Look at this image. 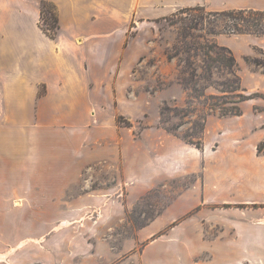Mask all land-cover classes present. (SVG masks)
Segmentation results:
<instances>
[{
    "label": "crops",
    "instance_id": "crops-1",
    "mask_svg": "<svg viewBox=\"0 0 264 264\" xmlns=\"http://www.w3.org/2000/svg\"><path fill=\"white\" fill-rule=\"evenodd\" d=\"M42 2L56 8L58 27L53 36L41 25ZM195 6H204L210 11L264 9V0H0V184L25 182L23 154L30 152L28 165L32 166L33 173L28 183L40 184V189L24 194L23 188L17 186L12 196L19 199V195H26L30 200L40 201L43 207L31 208L32 215L47 214L69 221L70 225L75 223L39 232V229L26 228L25 222L29 224L34 219H9L12 215H29L23 205L0 207V264H89L90 261L99 264L109 259L110 244L99 235L102 229L95 227L90 232L79 233L78 223L85 220L83 215L93 213V208L98 206L101 216L111 218L119 214L122 191H127L129 205L130 200L159 183L179 177L186 163H191L192 157L187 152L198 163L201 154L205 166L203 176L195 179L191 187L138 231V235L160 232L145 244L142 257L149 247L163 239L161 231L168 223L177 219L173 216L163 220L162 216L166 211L179 209L182 198L193 190L200 198L194 204L201 214L196 224L199 241L209 242L213 247L209 256L195 264H264L262 218L255 223L240 221L220 227L208 219L211 203L219 198L225 201L234 183L230 179L226 182L219 174L220 169L226 164L242 173L248 167L242 154L244 147H258L264 142V72L256 74V85L251 88L256 98L239 102L241 113L229 117L231 127L214 151L219 152L218 162L217 158L210 159V147H203L201 151L184 147L168 137L153 119L136 136L132 131L134 126L128 121L137 119L131 116L135 101H130L131 106L121 104L119 73L129 69L135 57L145 50L135 45L137 39H144L142 33L138 30L129 35V24L136 21V29H140L174 9ZM241 35L238 41L221 35L216 40L233 55L241 52L247 56L257 46L264 56V35ZM239 77L249 89L248 79ZM248 101L252 103L247 105ZM249 114L257 118L255 131L234 126V118ZM118 117L127 118L125 126L133 137L125 139L117 135L121 123ZM105 120L109 121L106 125ZM105 134L112 139L117 135L122 146H96ZM238 137L243 144L236 143ZM223 153L235 159L222 162ZM261 157L264 160V154ZM110 159L121 162V178L115 177L110 185L97 188L90 186L92 178L84 179L83 193L72 196L69 188L80 181L87 167ZM235 180L239 181L240 188L242 183H247ZM8 200L6 188L0 187V205ZM206 225L214 228V238L204 234ZM223 239L230 246L243 249L244 255L233 258L229 252L217 255L215 243Z\"/></svg>",
    "mask_w": 264,
    "mask_h": 264
},
{
    "label": "rangeland",
    "instance_id": "rangeland-1",
    "mask_svg": "<svg viewBox=\"0 0 264 264\" xmlns=\"http://www.w3.org/2000/svg\"><path fill=\"white\" fill-rule=\"evenodd\" d=\"M195 7L193 9H189V7L174 9L166 16L158 18L152 23H146L140 29H136V21L129 24V35L133 36L138 30H140V34L142 33L144 39H137L135 45H140L145 50L144 54L135 57L129 69L119 73L120 100L124 106H131L130 101H135L134 112L131 116H137V119L133 117L128 121L134 126L132 131L136 136L140 134L142 126L148 120L153 119L155 124L164 129L168 137L176 139L184 147H193L199 151L203 147H210L212 155L210 159L217 158L218 162L220 157L216 155H219V152L214 151L217 150L224 134L227 133V128L231 127V122H228L229 117L234 115L231 113L223 115L220 107L229 108L239 105V102L234 104L232 101L241 99L242 95L252 93L251 96L256 98L257 95L253 94L254 90L251 88L256 85V74L264 72V56L257 46H253L250 54L247 55L248 60H245L243 53H234L238 61L236 73L248 79L249 89L241 78L240 88L237 91L222 92L221 89L229 90L236 85V77L228 73L223 67L219 66L218 68L217 65L219 64H214L211 61L216 54L213 50L209 51L207 46L213 42L217 43L216 36L218 35L230 37L236 41L240 40L242 35L233 33L213 35L210 33L211 29L219 30L222 21L209 14L208 8L204 6ZM44 18L46 16L41 19V25L46 28L47 24ZM217 44L221 45L220 43ZM206 52L207 54H205ZM225 54L227 53L225 52ZM206 64L210 65L208 70H206ZM223 94L225 96L220 98H211V95ZM213 103L219 104L214 105ZM251 103V101L246 102L247 105ZM162 107L164 110L161 113ZM254 112L256 113V110ZM120 118L118 122L121 123H119L117 135L125 137V139L130 136L133 137L132 134L129 135L130 131L125 126L127 118H125L126 120ZM234 119L233 123L236 128H243L248 132L256 130L257 118L254 114ZM107 122L109 121L105 120L104 125L108 124ZM117 135L112 139L105 134L96 142V146H122ZM186 139L193 142L199 140L201 141L200 146L197 147ZM249 142L248 144H251ZM236 143H242L239 137ZM243 150V158L244 161H247L248 167L242 173L230 169L228 164L227 167L225 164L221 169L219 168L221 171L219 174L223 175V179L226 182L229 179L234 180V186L233 184L230 185L225 201L222 202L224 200L222 198L216 199L209 207L211 214L208 219L217 227L222 224L239 223L240 221L255 223L261 218L264 222V160L261 157L264 154V142L259 143L258 147H244ZM224 155V153L221 155L222 162L235 159L232 156L229 157L228 153L226 156ZM23 156L25 182L19 185L14 183L0 184V187L6 188L9 198L7 203H2L0 207H9L11 204L12 206L23 205L28 209L26 212L29 215H12L9 216V219L14 221L34 219L32 223L25 222L26 228L39 229V232H45L50 228L58 229L59 226L66 224L69 227L75 225V223L70 225L69 221H62L64 219L47 214L32 215L31 208L43 207L40 201L30 200L26 195H19V199L15 195L12 196L17 186L23 188L24 194H30L40 189V184L28 183L30 180L28 177L32 176L33 173L32 166H29L31 153L24 151ZM187 156L192 157L191 163H186L182 175L159 183L140 197L130 200L129 205L127 204V191H122L119 196V214H115L114 217L101 216L99 206L93 208V213H96L95 217H93V213L83 215L85 220L78 223L80 224L79 233H87V231L90 232L98 227L102 229L99 235L107 238L110 244L109 259L105 258L99 264H115L117 262L120 264H195V262L210 255V251H213L211 243L199 241L196 224L201 218V214L197 212L198 205L194 206V204L200 198L197 192L192 190L182 198L179 209L166 211V214L162 216L163 220H169L173 216H177V219L168 223L166 229L161 231L164 235L163 239L149 247L142 257L145 244L158 236L160 232L152 235L150 233L138 235V231L156 214L160 213L166 205H171L174 199L185 189L191 187L195 179H201L203 176L205 166L201 154L199 163L196 162V158L190 152H187ZM115 160H103L87 167L80 181L69 188L72 196L83 193L84 179L92 178L90 186L97 188L110 185L115 177L121 178L123 176L121 162ZM210 162H214V160H210ZM217 173L216 175H218ZM235 179H241L247 183H242V188H240L238 186L239 181ZM182 209H184L183 214ZM62 222L66 223L62 224ZM205 228L204 234L207 238L212 239L215 234L214 228H208V225ZM74 231L78 232V229ZM217 233L218 231H216ZM225 241L223 239L221 242L215 243L214 248L217 255L224 252H229V256L232 258L244 255L243 249L241 250L235 245L230 246L231 244L229 243V245L228 241L226 243ZM251 250L254 252L255 249ZM89 264L92 262L90 261Z\"/></svg>",
    "mask_w": 264,
    "mask_h": 264
},
{
    "label": "trees",
    "instance_id": "trees-1",
    "mask_svg": "<svg viewBox=\"0 0 264 264\" xmlns=\"http://www.w3.org/2000/svg\"><path fill=\"white\" fill-rule=\"evenodd\" d=\"M196 7H189V9H193ZM209 14L213 15V17L219 18L222 21L221 28L219 30L211 29L210 33L213 35L219 33H227V34H254V35H264V9H253V8H231V9H223L219 11H209ZM46 16L44 20L46 21V28H43L48 35L53 36L55 33L56 28L58 27L57 15H56V8L53 4L48 2H42L41 4V11H40V20ZM216 23H214L215 25ZM217 26V25H215ZM209 51L213 50L216 54L215 58H212L214 64H219V66L223 67L227 70L228 73L235 75L236 85L229 90L221 89L222 92H235L240 88V78L239 75L236 73V69L238 68V64L236 61L235 56L233 55L232 51L226 47L218 45L217 43L213 42L211 45L207 46ZM225 52L227 54H225ZM207 54V52L205 53ZM245 60H248V57L245 56ZM264 60V59H263ZM264 62V61H263ZM207 65V64H206ZM264 65V64H263ZM210 65L206 66V70H208ZM224 85V83H222ZM256 94V93H255ZM238 95V94H237ZM252 94L250 95H242L241 99L232 101V103L238 104L241 100H245L251 98ZM223 95H211V98H220ZM241 96V94H240ZM230 102V101H229ZM217 105L219 103H213ZM222 109V114L231 113L234 115H239L241 110L239 105H234L232 107H220ZM164 108H161V113ZM121 118L118 117L117 121ZM203 128V127H202ZM188 142L195 144L197 147L200 146L201 141L193 142L192 140L186 139Z\"/></svg>",
    "mask_w": 264,
    "mask_h": 264
},
{
    "label": "bare ground",
    "instance_id": "bare-ground-1",
    "mask_svg": "<svg viewBox=\"0 0 264 264\" xmlns=\"http://www.w3.org/2000/svg\"><path fill=\"white\" fill-rule=\"evenodd\" d=\"M64 223H66V222H62V224H64Z\"/></svg>",
    "mask_w": 264,
    "mask_h": 264
}]
</instances>
